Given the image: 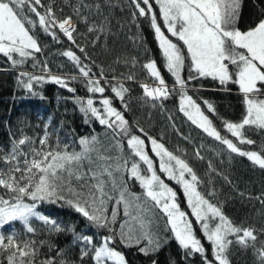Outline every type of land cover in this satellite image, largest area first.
Masks as SVG:
<instances>
[{
    "label": "snow or ice",
    "instance_id": "snow-or-ice-1",
    "mask_svg": "<svg viewBox=\"0 0 264 264\" xmlns=\"http://www.w3.org/2000/svg\"><path fill=\"white\" fill-rule=\"evenodd\" d=\"M133 2L140 16L150 15L151 27L161 50L164 66L175 78L173 87L169 88L156 61L149 60L143 67L157 83L155 87L142 84L144 95L152 99L167 98L178 86L179 111L192 124L220 141L232 153L245 156L264 168V149L259 152L245 151L238 146L256 143L246 136V127L254 126L264 131V19H260L247 31H241L236 26L241 0H155L167 33L176 38L177 42H174L165 35L157 22V14L153 11L150 0H142L146 7H141V0ZM37 6L42 7L41 0H0V54L7 57L13 66L22 65L27 58H35V53L41 52L37 38L31 33V28L36 27L37 21L31 19L28 13L38 18L39 26L53 39H58L54 31L58 27L69 41L76 43L73 35L76 27L72 17L58 20L51 6L43 14L38 11ZM94 30V27L88 28L89 32ZM179 42H182L183 47ZM77 47L87 55L84 47ZM63 55L70 58L78 66L80 75L86 78L87 91L102 96L99 100L100 107L96 106L97 102L92 97L86 100L75 97L76 103L81 106L80 111L110 129L115 143L105 145L96 135L81 137L80 150L70 152L68 145L61 148L59 141L55 147L51 146L47 132L40 138L38 149L32 147L28 151L22 150L21 146L33 143L30 137L25 136L15 141L11 151L0 156V162L7 166L6 170L0 168V188L5 189L8 195V198L0 195V229L10 222L19 221L28 233H33L35 229L31 226L30 219L35 217L51 231H72L75 240L83 243L80 250L81 261L90 256L94 264H127L123 253L114 247L117 239L125 247L139 246V251L146 256L155 254L161 250L166 240L162 241L151 230L152 220L143 214L139 203L141 196L130 192L127 181L118 180L120 175L127 174L129 179L139 182L143 196L164 214L166 226H170L174 239L185 250L186 256L198 253L203 264H230L228 251L232 244L256 248V229L235 225L224 214L222 206L213 203L198 190L201 181L185 159L175 155L158 139L149 136L143 128L139 129L143 135L133 132L124 112L113 106V98L103 96L105 87L101 85L100 79L91 78V68L83 64L81 57L72 50L65 51ZM186 60L190 61L187 79L182 75ZM35 66L36 64L33 65ZM43 69L49 73L47 77L21 72L19 82L31 90L33 82L41 83L47 79L75 93L76 89L69 87L65 78L50 74L46 63L43 64ZM198 78H211L221 86L229 83L238 85L239 92L243 95L245 115L239 122L223 121V128L238 143L221 135L213 120L206 114L218 115L213 103L203 100L205 107L202 108L201 103L188 94L189 82ZM128 79L132 77L129 76ZM111 91L127 110L124 96L128 89L120 84L118 87L112 86ZM122 140H126L129 149L127 154L123 152ZM146 140L150 142L151 153L159 158V173L182 186L191 209L190 215L195 218L203 237L211 245L213 259H208L207 250L196 235L193 221L188 218L189 213L180 209L177 193L158 174ZM113 149L120 154L113 156ZM196 157L203 159L199 150L196 151ZM113 192H117L118 196L113 197ZM26 200L32 202L27 203ZM112 200H115L116 205L123 204L124 216L129 218L120 223L119 231L110 227L117 219L115 207L110 218L107 212V205ZM44 201H64L94 226L109 229L110 234L96 244L92 236L76 234L74 228L62 227L56 220L38 212L37 203ZM17 238L18 233L14 230L7 237L0 232V253H8L7 264H35L38 254L35 241L24 240L21 246ZM256 253L261 264H264V243L256 248ZM63 255V250H60L56 256L42 260L40 264H75L74 261L63 259ZM57 257L61 259L57 260ZM152 264H157V261L153 260ZM171 264H175V261Z\"/></svg>",
    "mask_w": 264,
    "mask_h": 264
},
{
    "label": "trees",
    "instance_id": "trees-1",
    "mask_svg": "<svg viewBox=\"0 0 264 264\" xmlns=\"http://www.w3.org/2000/svg\"><path fill=\"white\" fill-rule=\"evenodd\" d=\"M150 3L157 14V20L164 25L155 0H150ZM41 5L42 7H37L42 14L48 6H51L58 20L72 17L76 27V32L73 33L76 43L69 41L58 27L54 29L58 39H53L39 26L38 18L28 13L31 19L37 21L36 27L31 28V33L37 38L41 52L35 53V58L29 57L24 64L16 66L0 54V156L9 153L13 143L25 136L32 138L33 143L21 146L22 150L28 151L32 147L38 149L39 140L45 132L48 133L51 146L55 147L59 141L60 147L68 145L70 152L80 150L81 137L96 135L105 145L115 143L112 131L99 124L95 118L86 117L80 111L81 106L75 101V97H82L85 100L92 97L97 102L96 106L100 107L99 100L102 96L99 93H89L87 90L80 92L79 86L75 83L76 79H69L82 77L78 66L63 55L65 51L72 50L81 57L83 64L91 68V78L100 79L101 85L106 89L103 96L113 98V106L124 112L125 118L132 125L133 132L143 135L139 132V129L143 128L149 136L158 139L175 155L185 159L201 181L198 190L206 198L222 206L224 214L235 225L256 229L258 237L256 248H259L264 243V231H262L264 230V203H262L264 168L254 164L245 156L232 153L220 141L208 136L202 129L192 124L179 111L178 86L167 98L152 99L144 95L141 85L154 82V78L150 77L143 67L149 60L156 61L169 88L175 83V78L164 66V59L151 27L150 15L140 16L133 0H41ZM141 7H146L142 0ZM25 11L27 12V9ZM260 19H264V0H241L236 26L241 31H246L254 27ZM89 27H94L95 30L89 32ZM173 39L177 42L175 37ZM179 43L183 47L182 42ZM77 45L85 48L86 56L80 52ZM184 51L186 53L185 49ZM16 58L19 59L18 56ZM44 63L47 64L51 75L65 78L69 87L76 89L75 93L47 79L41 83L33 82L31 90L19 82L18 77L21 72L47 77L49 73L44 71ZM189 65L190 61L186 60L182 72L185 79L190 72ZM129 76L132 79H128ZM23 79L26 81V78ZM120 84L128 89L124 96L127 110L111 91L112 86L118 87ZM225 88L227 90H224ZM188 94L197 99L202 108L205 107L203 100L213 103L218 115L208 112L206 114L210 116L223 136L237 142L223 128V121L239 122L245 115L243 95L239 92L238 85L229 83L221 86L218 81L211 78H198L189 82ZM245 134L256 143L238 144L239 147L245 151L259 152L264 149V131L254 126L246 127ZM121 143L123 152L127 154L129 149L126 140H122ZM146 145L149 155L156 162L158 174L177 193V203L186 206L187 200L182 186L174 180H169L165 174L159 173L158 157L151 153V145L147 140ZM197 150L203 159L196 157ZM111 154L116 156L120 153L113 149ZM0 168L6 170L7 166L0 162ZM118 180L127 181L130 192L141 196L139 203L143 214L152 220L151 230L159 235L162 241L166 240L159 252L146 256L139 251V246L125 247L117 239L114 247L123 253L127 264H152L153 260L157 261V264H171L172 261H175V264H203L200 254L185 255V250L174 239L170 226H166V217L152 201L143 196V189L138 181L129 179L127 174L120 175ZM209 193L214 194L209 195ZM0 195L8 198L3 188H0ZM112 195L117 197L118 193L113 192ZM65 196L68 198L67 193ZM114 207L117 210V219L110 227L119 231L120 223L129 218L124 216L123 204L116 205L115 200L107 205L109 218ZM36 209L50 219L56 220L62 227L74 228L76 234L92 236L96 244L110 234L109 229L94 226L64 201L38 202ZM30 224L35 229L33 233H28L19 221L5 225L2 233L7 237L14 230L18 233L17 242L21 243V246L24 240L35 241V247L38 248L35 264L56 256L60 250L64 252L63 259L74 261L75 264H94L90 256L81 261L80 250L83 243L75 240L72 231H51L35 217ZM194 225L197 236L205 244L207 256L213 259L211 245L203 237L199 225L196 223ZM256 248L232 244L228 251L230 264H261ZM7 255V252L0 253V264H7ZM59 259L61 257H57V260Z\"/></svg>",
    "mask_w": 264,
    "mask_h": 264
},
{
    "label": "rangeland",
    "instance_id": "rangeland-1",
    "mask_svg": "<svg viewBox=\"0 0 264 264\" xmlns=\"http://www.w3.org/2000/svg\"><path fill=\"white\" fill-rule=\"evenodd\" d=\"M157 22L161 25V28H162V30H164L165 31V35H167V36H169V38L170 39H172L174 42H175V40L173 39V37L169 34V33H167V31H166V29H165V26L164 25H162L161 23H160V21H158L157 20ZM74 23V22H73ZM75 25V24H74ZM247 31V30H246ZM185 50H186V48H185ZM158 67V66H157ZM75 83L79 86V88H80V92H82V91H86L87 90V82H86V80L84 79V78H82V77H76V81H75ZM152 83V82H151ZM156 83L157 82H155V80H154V83H152V87H155L156 86ZM222 135V134H221ZM228 138V137H227ZM246 151H256V150H246ZM149 154H150V152H149ZM156 159V158H155ZM158 161H159V158H158ZM186 200H187V198H186ZM180 206V209L181 210H183V211H185L186 213H189V216H188V218L189 219H191L192 221H193V224L194 223H196L195 222V218H193L192 219V217H191V215H190V213L191 212H189V210L191 211V209H190V207L188 206V203L186 204V206L185 205H179ZM37 210V209H36ZM38 211V210H37ZM39 212V211H38ZM41 213V212H40ZM42 214V213H41ZM34 218V217H33ZM31 220H32V218L30 219V222H31ZM196 224H198V223H196ZM199 225V224H198ZM194 228H195V225H194ZM199 228H200V226H199ZM0 232H3V230L2 229H0ZM197 235V234H196ZM199 238V237H198ZM231 238V237H230ZM201 239V238H200ZM203 243V245H204V247H205V244H204V242H202ZM211 253H212V250H211ZM208 259H210L209 257H208ZM211 260V259H210Z\"/></svg>",
    "mask_w": 264,
    "mask_h": 264
},
{
    "label": "built area",
    "instance_id": "built-area-1",
    "mask_svg": "<svg viewBox=\"0 0 264 264\" xmlns=\"http://www.w3.org/2000/svg\"><path fill=\"white\" fill-rule=\"evenodd\" d=\"M154 83V82H152ZM152 83L151 82H147L146 84L149 85L150 87H152Z\"/></svg>",
    "mask_w": 264,
    "mask_h": 264
}]
</instances>
